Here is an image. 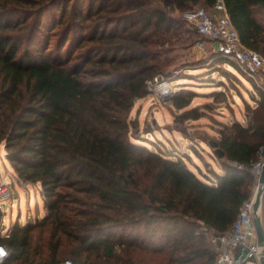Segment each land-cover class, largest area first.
I'll list each match as a JSON object with an SVG mask.
<instances>
[{
	"label": "trees",
	"instance_id": "16d2710c",
	"mask_svg": "<svg viewBox=\"0 0 264 264\" xmlns=\"http://www.w3.org/2000/svg\"><path fill=\"white\" fill-rule=\"evenodd\" d=\"M162 1L0 0V144L46 206L8 234L0 208V244L10 251L0 264H137L136 249L165 246L178 263L214 264L197 231H227L249 195L253 177L234 162L249 164L264 146V91L247 125L222 132L215 176L132 139L129 114L179 27L165 7L216 0ZM225 3L243 42L264 56V0ZM179 89L172 101L183 108L191 97Z\"/></svg>",
	"mask_w": 264,
	"mask_h": 264
},
{
	"label": "rangeland",
	"instance_id": "374dc122",
	"mask_svg": "<svg viewBox=\"0 0 264 264\" xmlns=\"http://www.w3.org/2000/svg\"><path fill=\"white\" fill-rule=\"evenodd\" d=\"M152 1L163 6L162 0ZM165 9L179 21V27L164 46L166 49L161 57L164 69L160 74L171 80L176 90L182 88L179 90L191 100L187 106L177 108L171 95L157 98L149 93L138 98L129 114L131 120L138 121L131 129L132 139L168 155H181L195 171L215 176L221 173L224 158L215 153L210 142H218L222 132L235 122L247 125L263 89L234 62L216 58L214 43L205 40L206 50L198 49L196 42L200 36L184 19V10ZM56 41L54 36L51 41L54 48ZM0 180L11 184L9 207L2 209L4 228L15 222L25 224L31 221L38 217V209L44 215L46 206L40 185L18 177L3 143L0 144ZM252 183L253 180L250 189ZM11 202L13 206H10ZM114 232L119 234L121 230L115 229ZM136 232L129 229L126 234L136 236ZM204 236L205 245L216 253L211 234L205 233ZM165 248L161 252L136 249L137 264H203L202 259L178 263ZM186 252L180 250V255L184 256Z\"/></svg>",
	"mask_w": 264,
	"mask_h": 264
},
{
	"label": "built area",
	"instance_id": "2783aa9c",
	"mask_svg": "<svg viewBox=\"0 0 264 264\" xmlns=\"http://www.w3.org/2000/svg\"><path fill=\"white\" fill-rule=\"evenodd\" d=\"M184 19L194 29L200 38L196 47L205 51V40L214 43V52L227 60L234 62L243 72L261 86L264 91V56L253 48L247 46L228 12L225 0H216L211 6H195L183 13ZM149 93L157 98H166L175 91L171 80L155 75L146 80ZM234 164L248 169L253 177L249 195L239 207L238 214L230 228L218 233L204 223H200L199 233H210L216 249L214 264H262L264 261V240L260 237L255 224V217H259L264 231V182L260 177L264 169V146L258 151L256 159L249 164ZM261 190L258 204V192ZM11 197V184L0 180V208L8 209V200ZM13 206V203H10ZM2 232L8 234L9 227ZM0 263L9 255L10 251L5 244H0ZM59 264H73L71 259H64Z\"/></svg>",
	"mask_w": 264,
	"mask_h": 264
},
{
	"label": "water",
	"instance_id": "95a60500",
	"mask_svg": "<svg viewBox=\"0 0 264 264\" xmlns=\"http://www.w3.org/2000/svg\"><path fill=\"white\" fill-rule=\"evenodd\" d=\"M210 144L215 148V153L219 156L222 157L224 156V151L222 150L221 147L218 146V142L217 141H212L210 142ZM260 182L263 183L264 182V169L262 172V175L260 177ZM260 194H261V190H259L258 192V199L256 201V205L258 204L259 198H260ZM3 208H5V203H2ZM255 224H256V228L260 237V241L264 240V231L260 222L259 217H255ZM262 264H264V261H262Z\"/></svg>",
	"mask_w": 264,
	"mask_h": 264
},
{
	"label": "crops",
	"instance_id": "0c3cea01",
	"mask_svg": "<svg viewBox=\"0 0 264 264\" xmlns=\"http://www.w3.org/2000/svg\"><path fill=\"white\" fill-rule=\"evenodd\" d=\"M37 216L39 217H42L43 216V214L41 213V211L38 209V211H37Z\"/></svg>",
	"mask_w": 264,
	"mask_h": 264
},
{
	"label": "clouds",
	"instance_id": "9594fccd",
	"mask_svg": "<svg viewBox=\"0 0 264 264\" xmlns=\"http://www.w3.org/2000/svg\"><path fill=\"white\" fill-rule=\"evenodd\" d=\"M0 255H3V251L2 250H0Z\"/></svg>",
	"mask_w": 264,
	"mask_h": 264
}]
</instances>
